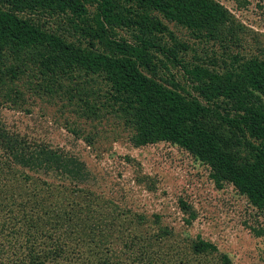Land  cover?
<instances>
[{"label": "trees", "instance_id": "1", "mask_svg": "<svg viewBox=\"0 0 264 264\" xmlns=\"http://www.w3.org/2000/svg\"><path fill=\"white\" fill-rule=\"evenodd\" d=\"M247 31L219 0H0V107L59 104L65 128L89 147L105 124L126 132L134 148L177 146L210 170L218 189L234 186L264 216V48H247ZM0 150L9 169L58 175L54 197L77 211L54 216L51 250H31L19 264H187L177 261L182 251L218 250L201 236L187 248L174 243L160 215L86 187L85 163L48 143L0 127ZM179 206L191 226L196 210L184 199ZM82 214L89 225L73 220ZM151 225L158 233L147 237ZM115 239L123 251L113 254Z\"/></svg>", "mask_w": 264, "mask_h": 264}, {"label": "rangeland", "instance_id": "2", "mask_svg": "<svg viewBox=\"0 0 264 264\" xmlns=\"http://www.w3.org/2000/svg\"><path fill=\"white\" fill-rule=\"evenodd\" d=\"M219 1L248 30L243 35L245 46L250 50L257 45L264 48V0H247L244 9L232 0ZM29 104L26 109L0 107V127L28 143H48L80 159L91 175L86 187L91 184L99 193L117 201L125 195L121 205L148 216L160 215L163 223L175 229L179 238L174 237L173 242H181L182 248L189 247L198 236L217 246V252L211 255L190 253L191 258L186 250L182 251L178 262H183V257L187 264H225L221 259L224 254L231 264H264V235L257 234L264 231V216L234 186L218 189L210 178V170L188 152L169 143L134 148L128 134L112 124L99 127L101 140L89 147L84 139L76 138L65 128L68 114L62 115L59 104ZM84 127L85 133L92 131L90 124ZM1 154L0 150V259L19 264L31 250H51L47 232L54 216L60 213L65 220L63 212L71 215L77 211L69 209V199L63 205L54 197L53 185L58 184V175L36 167L13 165L9 169ZM126 156L135 163L127 162ZM138 175L147 176L148 182L139 184ZM180 199L198 214L191 226L185 224L188 216L179 206ZM82 212L87 217V211ZM83 214L73 220L89 225ZM103 220L99 218L102 224ZM143 232L150 237L158 233V228L145 226ZM114 241L113 254L122 252L123 242Z\"/></svg>", "mask_w": 264, "mask_h": 264}]
</instances>
